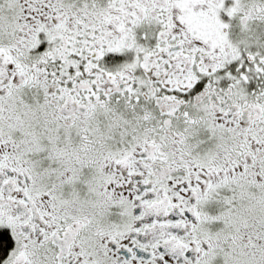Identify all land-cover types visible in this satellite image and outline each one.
I'll return each mask as SVG.
<instances>
[{"label": "snow or ice", "instance_id": "snow-or-ice-1", "mask_svg": "<svg viewBox=\"0 0 264 264\" xmlns=\"http://www.w3.org/2000/svg\"><path fill=\"white\" fill-rule=\"evenodd\" d=\"M0 264H264V0H0Z\"/></svg>", "mask_w": 264, "mask_h": 264}]
</instances>
